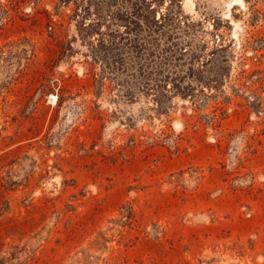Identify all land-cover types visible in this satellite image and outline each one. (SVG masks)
I'll use <instances>...</instances> for the list:
<instances>
[{
    "label": "rangeland",
    "instance_id": "obj_1",
    "mask_svg": "<svg viewBox=\"0 0 264 264\" xmlns=\"http://www.w3.org/2000/svg\"><path fill=\"white\" fill-rule=\"evenodd\" d=\"M0 264H264V0H0Z\"/></svg>",
    "mask_w": 264,
    "mask_h": 264
},
{
    "label": "bare ground",
    "instance_id": "obj_2",
    "mask_svg": "<svg viewBox=\"0 0 264 264\" xmlns=\"http://www.w3.org/2000/svg\"><path fill=\"white\" fill-rule=\"evenodd\" d=\"M190 4H191V3H190ZM190 4H189V5H190ZM187 7H188V6H187ZM190 8H191V7H190ZM186 9H187V8H186ZM189 11H190V10H189Z\"/></svg>",
    "mask_w": 264,
    "mask_h": 264
}]
</instances>
